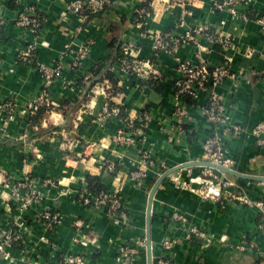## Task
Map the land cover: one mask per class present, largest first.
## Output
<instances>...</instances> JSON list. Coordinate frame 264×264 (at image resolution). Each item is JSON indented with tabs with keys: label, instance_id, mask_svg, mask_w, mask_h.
Instances as JSON below:
<instances>
[{
	"label": "crops",
	"instance_id": "0c3cea01",
	"mask_svg": "<svg viewBox=\"0 0 264 264\" xmlns=\"http://www.w3.org/2000/svg\"><path fill=\"white\" fill-rule=\"evenodd\" d=\"M75 1L83 0H0V102L15 104L14 118H0V236L10 225L22 236L9 249L12 264H66V256L72 254L83 255L87 264H148L150 192L166 172L187 164L192 165L168 176L155 193L153 264L161 256L175 264H262L259 252L264 241L255 202L264 200V182L227 174L234 184L224 192L239 199L213 200L198 192L203 171L198 162L213 130L204 112L206 97L184 103L187 117L179 123L173 89L179 62L228 63L235 78L225 80L217 91L231 123L242 131L225 141L227 155L234 171L264 176V131L255 132L264 124V26L258 22L264 0L238 6L237 14L214 10L212 0H113L107 10L89 17L67 12L66 6ZM148 6L151 15L140 26L138 12ZM28 8L45 19L38 36L18 24L19 13ZM203 26L230 44L193 34L172 52L155 56L159 37L169 34L177 40ZM112 39L133 47L148 67L144 79L156 76L160 91L140 84L119 61L108 65ZM31 44L35 50L29 52ZM83 47L88 49L80 59ZM35 63L61 64L49 92L53 109L38 125L28 108L43 86ZM98 65L109 69L116 84L106 79L92 86ZM105 104L110 112L103 116ZM146 115L150 120L139 145L115 141L125 126L141 129ZM140 149L150 152L152 164L143 185L137 187L131 173L140 167ZM89 176L99 177L104 190L120 194L128 220H116L106 210L80 202ZM27 177L45 199L21 212L9 185ZM47 179L53 184L45 186ZM45 209L61 216L62 223L54 231L41 218ZM175 211L187 216L186 229L175 232ZM192 227L205 232L207 240L188 239ZM166 237L176 240L171 250L163 246ZM77 239L85 244H77ZM122 248L135 249L130 263L121 258ZM0 264H9L3 255Z\"/></svg>",
	"mask_w": 264,
	"mask_h": 264
},
{
	"label": "built area",
	"instance_id": "2783aa9c",
	"mask_svg": "<svg viewBox=\"0 0 264 264\" xmlns=\"http://www.w3.org/2000/svg\"><path fill=\"white\" fill-rule=\"evenodd\" d=\"M110 3L111 0L75 1L70 2L66 6V10L69 14L85 15L86 17H89L98 15L100 12L104 11ZM250 3L251 0H212L214 10H229L233 13H236V8L238 6H248ZM138 15L139 24L140 26H143L145 20L151 15V7L148 6L142 8L138 12ZM17 21L20 26L26 28L33 36H38L45 24V19L40 17L32 8L20 12ZM258 22L264 26V12L259 16ZM193 34L202 35L210 40L215 39L217 42L225 45L230 44L228 39L216 37L209 27L203 26L196 30L188 31L185 36L177 40H173L169 34L159 37L155 44V56H158L162 52H172V50L177 49L181 43L193 39ZM28 48L29 52L35 50L34 44L29 45ZM122 48L125 55V58L120 63L123 71L133 77L136 76L137 78H143L147 74L148 67L135 56L132 46H122ZM87 49L88 48L85 47L80 49V59L86 56ZM76 63L78 64V61H76ZM38 70L43 81V86L40 93L37 96H34L28 103L31 116H35L41 108H50L52 106L49 92L55 79L61 72V64H39ZM176 70L178 72V77L175 80L173 89V97L177 102V107L174 112L176 120L181 123L183 119L187 117V108L184 104L186 102L183 98L189 96L192 100H198L200 96L204 95L206 97L204 112L211 122L213 130L203 143L201 162H207L232 169L233 161L227 155L225 141L227 138L240 135L242 128L240 125L231 123V118L217 91L218 87L225 80L235 78L231 66L228 63L210 66L208 64H195L190 61H183L178 63ZM14 107L15 104L10 100L0 102V118L3 120L14 118ZM109 112V106L108 104H105L103 107V116L109 114ZM116 113H118V111H116ZM149 120V116L146 115L141 121V129H137L136 131L132 129V126H125L119 129L115 136V141L126 146L139 145V143L145 138L142 130H145L148 127ZM262 131H264V124L257 126L255 130L257 134ZM139 153L141 155L140 167L131 173V180L137 187L143 185V181L147 177L148 166L152 164L149 154L150 152L148 150L140 149ZM202 168L203 171L199 182L202 186L201 189L198 190L202 196H210L213 200H219L220 198L239 199L235 198L230 193H225V189L234 184L228 179L227 173L208 166H202ZM51 184H53V182L49 179L44 181L45 186ZM9 188H11L13 200L17 202L18 208L21 212L29 210L30 207L34 205H41L45 199L44 193L41 190L34 188L28 177L12 186L9 185ZM243 201L245 203H250L248 199H244ZM80 202L84 206L97 211L106 210L107 214L116 220H120V218L122 220H128L129 218L122 205L121 196L117 191L102 190L99 193L93 194L89 192L87 186L80 194ZM255 205L260 211L258 226L264 241V200L255 202ZM41 218L43 219V222H45L49 231L56 230L62 223L59 214H53L51 210L47 209L42 212ZM173 222L176 224L174 227V230H176L175 232L180 231L182 228L186 229L187 216L179 211H175L173 214ZM21 237V233L17 230L15 225H10L5 230H1L0 255H3L9 264L14 262V258L9 249L18 243L21 240ZM193 237L207 240L206 233L197 227L189 228V232H187L188 239ZM175 242V239L166 237L163 241V246L166 250H171L175 245ZM76 243L79 245L85 244L82 239H77ZM122 253L121 258H123L126 263H130L132 255L136 254V251L131 248H122ZM259 256L261 257L262 264H264V250L259 252ZM65 261L66 264H87L86 258L79 254L67 255ZM154 264L175 263L170 257L161 256Z\"/></svg>",
	"mask_w": 264,
	"mask_h": 264
},
{
	"label": "trees",
	"instance_id": "16d2710c",
	"mask_svg": "<svg viewBox=\"0 0 264 264\" xmlns=\"http://www.w3.org/2000/svg\"><path fill=\"white\" fill-rule=\"evenodd\" d=\"M112 1L113 0H111V3H112ZM111 3L109 5H107L105 10H107L110 7ZM104 11H102V12H104ZM102 12H100L99 14H101ZM37 14L40 17H43V15H41L40 13H37ZM110 46L113 49V52L108 59V65H113L114 63H116L118 61L121 63V61L125 58L124 51L122 48L123 45H121L119 42H117L116 39H112ZM35 65L37 68H39V65H37L36 63H35ZM134 78H136L140 84L154 86L157 90H159V91L161 90L162 84L160 83V80L156 78V76L150 75L146 79H144V77L143 78H137L136 76H134ZM106 79H108L111 82H113L114 84H116V80H115L114 76L111 74V72L109 71V69H107V67L105 69V67L98 65L93 70V76L91 77V80H90L93 82L92 86H94L97 83H102ZM183 100L186 103H192L193 102L192 98L189 96L183 98ZM65 105H67V104L65 103ZM52 109H53L52 106L50 108H41L39 110V112L35 115L34 123L38 125L40 119L43 118ZM120 113H121L120 114L121 118L126 119L125 113L124 112L123 113L120 112ZM130 123L131 122H129L128 124H130ZM87 184H88V190L90 193L96 194V193H99L100 191L104 190L102 181L99 177L89 176L87 178Z\"/></svg>",
	"mask_w": 264,
	"mask_h": 264
},
{
	"label": "water",
	"instance_id": "95a60500",
	"mask_svg": "<svg viewBox=\"0 0 264 264\" xmlns=\"http://www.w3.org/2000/svg\"><path fill=\"white\" fill-rule=\"evenodd\" d=\"M197 164V163H196ZM192 164H187L184 166H181L179 168H176L174 170L166 172L155 184V186L152 188L150 195H149V200H148V207H147V253H148V264H153V255H152V234H151V225H152V210H153V201H154V196L162 182L170 175H178V171L181 170L182 168H185L187 166H191ZM198 165L200 166H208L212 168L219 169L227 174H230L232 176H236L241 179L245 180H252V181H259V182H264V176H254V175H248V174H241L233 169L230 168H225L223 166H218L214 164H210L207 162H198Z\"/></svg>",
	"mask_w": 264,
	"mask_h": 264
},
{
	"label": "clouds",
	"instance_id": "9594fccd",
	"mask_svg": "<svg viewBox=\"0 0 264 264\" xmlns=\"http://www.w3.org/2000/svg\"><path fill=\"white\" fill-rule=\"evenodd\" d=\"M4 195L7 196V193H5Z\"/></svg>",
	"mask_w": 264,
	"mask_h": 264
}]
</instances>
